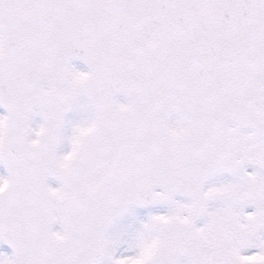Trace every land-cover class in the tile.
Wrapping results in <instances>:
<instances>
[{
  "label": "water",
  "instance_id": "water-1",
  "mask_svg": "<svg viewBox=\"0 0 264 264\" xmlns=\"http://www.w3.org/2000/svg\"><path fill=\"white\" fill-rule=\"evenodd\" d=\"M0 34V247L13 264H98L104 231L129 206L181 197L199 220L202 185L238 167V132L264 139V0H0ZM68 60L87 71L96 121L59 171L60 126L75 95ZM117 99L128 109L116 110ZM33 109L45 132L29 145ZM172 115L185 127L178 136L167 129ZM48 180L64 190L62 240L51 233ZM189 240V257L205 264L201 243L178 224L165 227L154 264H178Z\"/></svg>",
  "mask_w": 264,
  "mask_h": 264
},
{
  "label": "flooded vegetation",
  "instance_id": "flooded-vegetation-1",
  "mask_svg": "<svg viewBox=\"0 0 264 264\" xmlns=\"http://www.w3.org/2000/svg\"><path fill=\"white\" fill-rule=\"evenodd\" d=\"M72 63L65 66L69 74ZM37 129L42 133L44 126L36 115ZM170 125L176 133L182 123L172 118ZM88 128L81 136L84 139ZM76 146L63 154L57 151V164L67 167L74 159ZM261 150L251 156L249 165L244 167L243 155L238 150L239 166L233 175L220 174L210 178L202 187L201 196L205 200L204 217L196 222L193 214L196 205L184 199H174L155 209L128 208L123 215L110 225L103 236V257L100 264H153V255L159 247L163 226L169 222L190 225L196 237L203 243L204 260L214 264H240L264 258V161L259 157ZM61 165V166H62ZM245 169V172H244ZM60 197L53 193L55 224L53 235L64 237V228L58 217ZM193 246L186 244V252ZM180 262L191 264L185 257Z\"/></svg>",
  "mask_w": 264,
  "mask_h": 264
},
{
  "label": "rangeland",
  "instance_id": "rangeland-1",
  "mask_svg": "<svg viewBox=\"0 0 264 264\" xmlns=\"http://www.w3.org/2000/svg\"><path fill=\"white\" fill-rule=\"evenodd\" d=\"M69 75L72 81L74 82L77 91H76L73 111L71 113V116L67 120L66 124L64 125L61 134V139L59 144V149H60L59 158L60 160H62V162L64 160L63 154L66 152V150H68V147H70V150L72 149V147L74 148L82 133L85 130H87L88 127L93 122V115L90 111V108L87 103V99L83 92V83L86 79L85 71L80 65L73 64L71 70L69 71ZM117 107L122 109L126 107V105L125 103L118 101ZM171 127L175 129V126L171 125ZM36 129H37V125H35V121H33L32 129H31L32 131L28 137L30 143H33L36 139V135L34 133ZM3 130H4V118L0 112V143L3 138V133H4ZM238 147L240 148L241 153L243 155L244 167L249 165L248 162L251 160V156H253L254 153L258 150L262 151L261 159L264 160V140L255 139L249 133L241 132L238 141ZM233 179L236 180V176H233ZM5 184H6V178L0 168V190L5 186ZM48 186L51 189V191L54 194H56V196L61 195V190H59V188L55 186L54 183H50ZM0 264H12L10 255L8 254L7 251L3 249L0 250ZM209 264H214V263L209 262Z\"/></svg>",
  "mask_w": 264,
  "mask_h": 264
}]
</instances>
